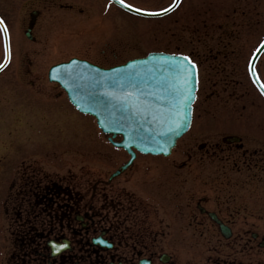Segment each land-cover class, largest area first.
<instances>
[{
  "label": "flooded vegetation",
  "instance_id": "1",
  "mask_svg": "<svg viewBox=\"0 0 264 264\" xmlns=\"http://www.w3.org/2000/svg\"><path fill=\"white\" fill-rule=\"evenodd\" d=\"M241 2L237 20L235 7L208 9L215 19L191 30L199 45L189 51L196 101L180 155L169 159L165 175L164 165L138 153L124 168L123 157L89 163L80 151L1 155L0 218L11 246L5 264H264L263 236L254 231L264 212V111L254 100L247 108L243 89L246 53L264 36V0ZM47 8H27L28 15L35 9L31 33L41 30ZM241 27L249 38L256 33L252 43L244 44ZM164 212L179 224L187 212L189 226L205 228L207 236H196L204 242L190 243L195 254L164 249ZM52 242L65 247L54 251Z\"/></svg>",
  "mask_w": 264,
  "mask_h": 264
},
{
  "label": "rangeland",
  "instance_id": "2",
  "mask_svg": "<svg viewBox=\"0 0 264 264\" xmlns=\"http://www.w3.org/2000/svg\"><path fill=\"white\" fill-rule=\"evenodd\" d=\"M127 1L140 9L157 10L170 0ZM68 2L74 4L72 10L59 5ZM191 5L197 7L195 11L191 9L193 15L196 11L199 15L200 11L208 9L220 10L222 13L230 12L231 8L235 7L236 20L243 7L241 0H183L175 12L160 18H146L111 7L104 14L103 24H98L96 20L104 10L105 0H0V13L10 27L13 47L11 63L0 73V157L4 154L14 155L17 149L40 144L49 146L60 155L66 152L70 156L76 154L75 151H84L89 163L95 161L98 152L110 151L115 154L114 150L107 148L102 142L94 120L88 116L82 119L71 114L63 96V100L57 99L54 102L43 100L46 97L57 98L59 95L56 88L49 87L44 77L46 66L70 55L108 65L131 56L142 55L147 51H191L199 45L192 38L190 29L193 23L190 19L198 23L202 17L201 14L200 17H194L196 19L190 17ZM30 6H48V12L51 13L50 19L46 13L42 18L47 19L37 22L38 27L41 22L43 25L41 30L34 31L37 39L32 43L27 41L21 32L26 10ZM240 30L243 39H246L245 45L252 43L256 38V33L249 38L245 28L241 27ZM243 55L244 53H241L239 57L242 58ZM2 56L0 36V61ZM29 69L41 74L42 79H35V74L29 75ZM259 70L264 78V56L259 62ZM245 88L246 103L250 106L254 100L256 107L264 111V101L258 97L248 80L243 89ZM201 103L202 100H199V106ZM48 125H53V128ZM51 142H54V147L49 145ZM121 154L125 156L122 152ZM177 155H180L179 150L171 157ZM167 171L166 169L163 174ZM184 171L182 168L181 172ZM167 210L168 208H165L164 211ZM164 215L165 222L169 223L165 228L167 233L164 236V249L171 251L174 256L178 252L182 258H187L191 253L195 254L197 251L191 249L190 243L204 242V238L197 240L196 236L202 235L200 230L207 236L205 228L189 226L187 212L181 213L180 224L177 219L170 217V212H164ZM259 215V227L255 230L264 234V212ZM6 232L8 234L9 229L0 218V247L5 250L4 255L0 249V264L6 262V251L8 254L11 248L8 241L10 238L4 234ZM176 232L177 237L174 236ZM2 242L7 244V250L2 246Z\"/></svg>",
  "mask_w": 264,
  "mask_h": 264
},
{
  "label": "water",
  "instance_id": "3",
  "mask_svg": "<svg viewBox=\"0 0 264 264\" xmlns=\"http://www.w3.org/2000/svg\"><path fill=\"white\" fill-rule=\"evenodd\" d=\"M118 4L146 16L165 12L153 15ZM175 59L176 55L150 53L108 70L71 60L58 66L61 72L54 75L67 80L66 73L73 71L79 76L75 81L63 80L69 95L78 108L96 117L102 131L122 134L117 145L168 154L189 125L195 85L194 73L190 79L183 77L174 66ZM256 84L264 94L260 83Z\"/></svg>",
  "mask_w": 264,
  "mask_h": 264
},
{
  "label": "snow or ice",
  "instance_id": "4",
  "mask_svg": "<svg viewBox=\"0 0 264 264\" xmlns=\"http://www.w3.org/2000/svg\"><path fill=\"white\" fill-rule=\"evenodd\" d=\"M173 2L175 3L176 0H173ZM117 3L124 4L126 7H129V8L133 7L132 5L125 4V0H117ZM171 7L172 6L170 5L168 9H159V10L150 11L149 14H153V15L159 14L161 12L171 10ZM140 11H146V10L140 9ZM0 24H3L2 18H0ZM0 33H3L4 36L7 37V26L6 25H4L3 27H0ZM261 44H264V41H261ZM9 55H10V47H6V58ZM174 66L179 70V72L182 74L183 77H187L189 79L192 77L194 73V69L196 67L195 62L191 61L190 58L185 57L184 54H176ZM250 74L254 75L256 80H259L258 73L255 72L254 67L250 69ZM261 87L262 89H264V82L261 83ZM52 244H53L54 251H59L62 247H65L64 244H57L56 242H52Z\"/></svg>",
  "mask_w": 264,
  "mask_h": 264
}]
</instances>
